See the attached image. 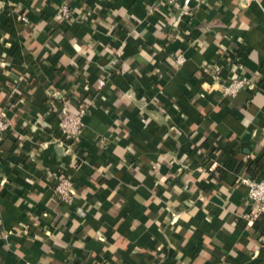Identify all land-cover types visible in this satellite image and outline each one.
<instances>
[{"label":"crops","instance_id":"crops-1","mask_svg":"<svg viewBox=\"0 0 264 264\" xmlns=\"http://www.w3.org/2000/svg\"><path fill=\"white\" fill-rule=\"evenodd\" d=\"M154 3L0 0V264H264V0ZM208 64L255 88L207 92ZM64 99L95 102L70 146Z\"/></svg>","mask_w":264,"mask_h":264},{"label":"built area","instance_id":"built-area-1","mask_svg":"<svg viewBox=\"0 0 264 264\" xmlns=\"http://www.w3.org/2000/svg\"><path fill=\"white\" fill-rule=\"evenodd\" d=\"M177 1L155 0L150 10L153 12L158 11V14H161L171 22L175 18L172 15L175 12ZM245 5H247L246 2ZM57 15L65 22H74V11L66 3H62L58 7ZM20 19L23 22H27L25 13L21 15ZM185 61L186 59L182 55L178 56L177 63L179 66H182ZM203 72L206 74V80L202 83L204 90L209 93L218 91L224 98H233L246 88H255V85L245 76H223V72L218 66L214 67L208 64L204 67ZM15 92L20 93V89L16 88ZM56 98L57 96L53 95V100ZM94 103L93 100L82 102H74L71 99L63 100V106L58 111L60 116L59 136L54 138L59 146H70L72 143L80 140L83 129L85 128L84 120L90 112L91 105ZM7 130H9V124L0 117V134ZM55 180L54 194L57 200L72 205L77 195L74 181L65 174L57 175ZM241 182L248 186L247 202L250 213L246 216V219L249 221L257 220L264 213V179L259 181L242 179Z\"/></svg>","mask_w":264,"mask_h":264},{"label":"trees","instance_id":"trees-1","mask_svg":"<svg viewBox=\"0 0 264 264\" xmlns=\"http://www.w3.org/2000/svg\"><path fill=\"white\" fill-rule=\"evenodd\" d=\"M250 180V178L248 179ZM253 180V179H252ZM258 226L260 228V234L264 237V213L257 219Z\"/></svg>","mask_w":264,"mask_h":264}]
</instances>
